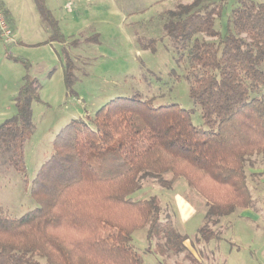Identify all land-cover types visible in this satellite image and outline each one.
<instances>
[{"label":"trees","instance_id":"1","mask_svg":"<svg viewBox=\"0 0 264 264\" xmlns=\"http://www.w3.org/2000/svg\"><path fill=\"white\" fill-rule=\"evenodd\" d=\"M223 1L192 0L160 14L206 128L178 103L154 106L139 94L112 99L88 120L72 119L32 180L39 205L19 217L0 206V264H144L132 240L145 227L149 241L157 239L154 253L184 251L189 236L161 219L158 197L131 196L147 178L170 187L183 177L206 200L204 243L220 238V218L251 207L247 164L264 157V1L237 0L219 29ZM41 8L56 28L53 13ZM54 37L62 39L57 31ZM74 69L68 58V89ZM39 99L36 80L25 75L17 113L0 125V165L24 176L31 104Z\"/></svg>","mask_w":264,"mask_h":264},{"label":"rangeland","instance_id":"2","mask_svg":"<svg viewBox=\"0 0 264 264\" xmlns=\"http://www.w3.org/2000/svg\"><path fill=\"white\" fill-rule=\"evenodd\" d=\"M191 1L43 0L44 5H40L38 0H0L1 6L7 4L10 9L11 19H7L16 37L9 45L0 42V125L17 113L16 98L25 75L36 80L40 96L31 104L33 132L25 142L26 175L0 165V206L6 212L19 217L39 205L32 198L31 183L50 156L56 134L72 119L93 117L116 97H153L154 106L178 103L191 111L195 125L206 128L201 107L189 94L186 63L178 60V51L164 35L160 15L179 3ZM223 2L226 6L216 24L219 29H224L237 0ZM41 6L53 13L56 28ZM55 31L62 35L61 40L54 37ZM68 58L75 65L70 89L64 78ZM246 172L253 196L251 207L220 218L214 228L224 238L230 237L241 245L245 255H255L257 264H264V157L253 155ZM164 178L170 180L172 175ZM131 196L135 200L157 196L161 219L169 217L174 227L190 237L197 235L206 223L208 204L183 177L175 179L170 187L147 178ZM183 200L196 210L185 221ZM147 231V227L135 230L132 240L144 264H162L164 260L170 264L172 260L153 252L157 239L150 242ZM217 249L239 256L225 239Z\"/></svg>","mask_w":264,"mask_h":264},{"label":"crops","instance_id":"3","mask_svg":"<svg viewBox=\"0 0 264 264\" xmlns=\"http://www.w3.org/2000/svg\"><path fill=\"white\" fill-rule=\"evenodd\" d=\"M0 8H2L4 12H6L7 17L11 19V16H10L11 12L7 4L5 7L0 5ZM181 203H182V207L184 208V210L186 209V212H185L186 214L184 213L183 208L181 209L183 213L182 217L185 221L187 218L190 217L191 214H193L194 211L196 212V210H194L193 208L191 209L192 206L184 200ZM244 210L246 211V209H243V211ZM244 226L246 225L244 224ZM181 233L187 234L184 231H182ZM223 239L231 243L233 245L232 250L234 251V249H236L237 252L239 253V256H242V257L236 256V255L234 256L232 255V252H230L227 255L223 252H219L217 248L219 247V243L223 242ZM214 242L216 243V246L215 244H213ZM185 247L189 248V250H185L188 252V254H186L185 251H181L180 253L172 257L166 258V259L172 260L170 264H181V262L182 264H195V263L197 264H257V259L255 258V255H252L249 252L248 254L245 255L242 252V250H244L243 247L233 242V239L230 237L224 238V236H220V238L211 239L208 243H204L198 240V234H197L195 236H191V237L189 236V239L185 241ZM199 247L201 248L199 249ZM205 249H208L207 250L208 252H205ZM180 257H182L183 260L185 259L184 262L183 260H181ZM263 257H264V250H263ZM175 259L176 261H174ZM251 260H253V262ZM162 264H168V263L166 262V260H164Z\"/></svg>","mask_w":264,"mask_h":264},{"label":"built area","instance_id":"4","mask_svg":"<svg viewBox=\"0 0 264 264\" xmlns=\"http://www.w3.org/2000/svg\"><path fill=\"white\" fill-rule=\"evenodd\" d=\"M16 41L15 33L2 8H0V42L11 44Z\"/></svg>","mask_w":264,"mask_h":264}]
</instances>
